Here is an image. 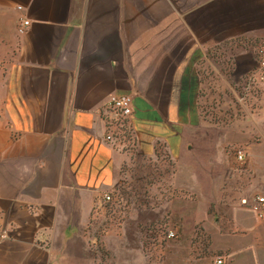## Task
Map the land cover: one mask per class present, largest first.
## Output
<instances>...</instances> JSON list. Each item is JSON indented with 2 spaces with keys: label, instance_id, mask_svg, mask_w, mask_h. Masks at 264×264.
I'll use <instances>...</instances> for the list:
<instances>
[{
  "label": "crops",
  "instance_id": "0c3cea01",
  "mask_svg": "<svg viewBox=\"0 0 264 264\" xmlns=\"http://www.w3.org/2000/svg\"><path fill=\"white\" fill-rule=\"evenodd\" d=\"M183 12L203 46L211 37H248L246 57L259 77L252 46H264V0H0V264H96L92 220L124 167L156 155L162 142L179 159L193 95L187 73L176 91L178 44L164 41L162 21ZM262 89L256 120L264 118ZM114 95L134 98V153L105 141ZM263 123L251 149L264 147ZM262 158L249 167L261 191ZM230 212L231 221L201 224L199 241L213 255L186 237L166 251L169 264H264V221L249 206ZM102 244L124 251L113 236ZM130 251L128 264H142L140 249Z\"/></svg>",
  "mask_w": 264,
  "mask_h": 264
},
{
  "label": "rangeland",
  "instance_id": "374dc122",
  "mask_svg": "<svg viewBox=\"0 0 264 264\" xmlns=\"http://www.w3.org/2000/svg\"><path fill=\"white\" fill-rule=\"evenodd\" d=\"M180 15L177 22L162 21V37L167 45L178 44L173 59L179 81L176 91L185 90L184 74L189 75L194 113L184 127L191 128L185 133L187 147L175 159L162 142L156 155L136 156L135 162L124 167L121 184L112 195L114 203L104 206L92 220L88 235L97 241L92 248L101 257L96 264H128L135 254L130 250L138 248L142 264H169L166 251L179 250L184 246L179 244L192 236L200 253L213 255L211 245L203 247L199 241L201 224L231 221L233 207L264 194L249 168L252 160L264 156V147L251 149L253 138L258 140L254 130L264 120L254 116L261 108L264 83L253 75L256 66L246 57L249 38L240 43L232 37H211L206 42L209 47L203 46L189 30L185 12ZM263 47L252 46V57L259 64ZM239 150L246 155L243 163L236 159ZM170 233L175 237L169 238ZM105 236L121 242L124 251L116 255L107 250L102 244ZM125 236L130 243L122 241Z\"/></svg>",
  "mask_w": 264,
  "mask_h": 264
},
{
  "label": "built area",
  "instance_id": "2783aa9c",
  "mask_svg": "<svg viewBox=\"0 0 264 264\" xmlns=\"http://www.w3.org/2000/svg\"><path fill=\"white\" fill-rule=\"evenodd\" d=\"M29 22L25 21L19 27V33L25 34ZM260 74L259 81L264 83V47L260 53ZM252 79V78H251ZM105 120L107 125V134L105 141L113 148L121 151L134 153L136 147V131L134 124V98L131 95H114L109 99L106 106ZM236 159L243 163L246 155L243 151L236 152ZM114 198L112 194H105L102 198V204H113ZM242 205L249 206L256 214L257 218L264 221V194L257 195L251 200L244 199ZM175 234L170 233L169 238H174ZM218 264H222L223 260L218 259Z\"/></svg>",
  "mask_w": 264,
  "mask_h": 264
}]
</instances>
